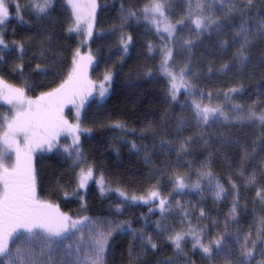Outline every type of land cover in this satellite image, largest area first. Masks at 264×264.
I'll use <instances>...</instances> for the list:
<instances>
[{
  "label": "trees",
  "instance_id": "obj_1",
  "mask_svg": "<svg viewBox=\"0 0 264 264\" xmlns=\"http://www.w3.org/2000/svg\"><path fill=\"white\" fill-rule=\"evenodd\" d=\"M16 1L20 11L17 12L9 2V16L0 24V39L10 48L20 44L22 49H16L14 57L9 55L11 50L5 51L7 54L0 61V81L6 86H9L8 81L24 86L31 96L37 92H51L64 83V77H68L66 75L73 67L79 45L75 35L69 33V12L62 0L59 4L54 2L45 13L35 11L37 3L34 0H29V3ZM153 2L98 0L94 33L88 42L96 69L102 70V74L107 70L113 71L108 97L95 113L101 123L84 137L88 141L91 161L101 166L111 187L103 195L93 187L80 199L71 197L59 188L61 176H65L67 170L63 164L50 157L45 162L47 171L43 166L38 167L43 184L52 191L47 195L58 213L69 218L104 215L110 219L114 229L116 224L124 225L122 230H114L108 239L104 264L196 263V255L189 244L195 242L191 234L182 241L179 252L168 237L163 236L162 230L156 231L160 238L151 239L157 244L156 249H152L150 244L145 245L143 242L148 239L146 229L163 217L152 209L151 204L131 199L122 204L120 192L129 198L138 193L144 195L151 190L159 191L165 180L167 186L169 180L175 182L177 177H183L188 183L185 191L196 195L197 203L196 212L188 211L187 207L183 210L190 214L194 223L191 228L195 229V225L200 227L195 230L201 238L205 236L200 231L204 228L205 216L224 226L231 239L237 238L239 230L242 243L249 225L254 223L260 229L264 220V195H257L258 191L264 193V126L259 122H237L223 116L207 125L198 123L192 102L187 99L190 94L183 89L176 100L172 99L167 77L156 72L161 63L160 53L155 47L161 41L159 33L154 29L149 14L145 18L144 9ZM228 5L222 9L228 12L225 15H215L218 11L207 15L215 23L204 31L197 30L192 23L194 33L188 38L190 47L184 53L188 64L178 57L180 46L173 48L172 65L173 68L189 65L191 71L185 80L208 99L212 100L215 93L231 92V100L235 104L248 108V111L264 113V38L253 40L247 49L245 64L242 65L235 56L239 48V39L235 38L237 25L247 19L252 25L264 21V0H252L251 6L248 0H231ZM230 8L233 9L231 13L228 11ZM125 41L129 42L126 52L122 49ZM232 89L238 91L233 92ZM205 106L213 107L210 102ZM223 112L228 116V111ZM110 123L121 127H110ZM114 136L126 144L116 145L111 139ZM133 145L151 149L152 153H138ZM155 146L163 150L159 148L157 151ZM166 151L179 152V167L173 166L175 156L165 155ZM202 164L210 176H199ZM48 168L53 172L50 173ZM158 169L160 180H155L153 174ZM253 177L255 183H249ZM213 180L225 184L234 193V199L228 201L211 195ZM196 184L199 188L193 187ZM234 203L237 206L233 217ZM117 205H121L120 211H117ZM196 216L201 218L196 219ZM129 226L134 232L129 230ZM19 233L17 229L14 237ZM171 233L174 235V231ZM140 242L144 246L139 245ZM248 247H252L251 243Z\"/></svg>",
  "mask_w": 264,
  "mask_h": 264
},
{
  "label": "rangeland",
  "instance_id": "obj_2",
  "mask_svg": "<svg viewBox=\"0 0 264 264\" xmlns=\"http://www.w3.org/2000/svg\"><path fill=\"white\" fill-rule=\"evenodd\" d=\"M13 3L15 6V9L17 6H19L18 1L16 0H5V5L8 7L10 5V2ZM26 3H29V0H25ZM60 0H52L51 6L54 4H59ZM64 5L67 7L66 10L69 12L70 20H69V28L75 27L76 24V17L74 14V10L72 7V3L70 0H62ZM37 4L43 3V0H34ZM78 2L82 5H88L90 3V0H78ZM96 2V9L95 13L92 17H89V21L92 23L93 29L95 24V16L98 12V0H95ZM161 3L165 5L164 7V15L166 17V20L162 21V18L156 14L153 16L151 13H149V19H151V23L154 27V29L159 28V36L160 40L158 43L155 44L156 50L160 53L159 61L163 60V48L165 45H168L171 48H179L181 46V51L178 53V57H182L184 62L188 64V60L186 59L184 53L186 52V47H184V42L188 41V38L194 33V26H192V19L198 15V13L202 14L203 16L212 15L213 12L218 11L215 15H225L228 12L222 11L223 7H228L231 2V0H200V2L203 5V11H199L196 9V4L198 0H191L192 5V11H193V17L192 19H187L186 14L189 11V0H160ZM152 5V4H151ZM150 5V6H151ZM149 6V7H150ZM30 8L33 10L32 3L30 5ZM37 11V9H35ZM85 13L88 11L87 8L84 9ZM38 12V11H37ZM184 19L185 24L181 27L178 26L177 31L175 33V41H170L168 39V33L164 31V27L167 24H173L175 25L178 20ZM250 19H247L245 21L250 22ZM155 21V22H154ZM162 21V22H161ZM159 22V23H157ZM256 23V22H255ZM253 23V24H255ZM250 27L253 29L255 28V25H252L251 23H248ZM238 30L240 24L237 25ZM87 28L88 24L82 22V26L80 31L77 33L75 31L70 32L72 35L74 34L75 37L78 39V47L75 52L74 59L79 61L81 56H91L92 54L90 52V48L88 46V42L91 39V37H87ZM94 33V32H93ZM253 34H255L253 32ZM93 36V35H92ZM3 38V37H1ZM5 40V38H4ZM124 43V42H123ZM125 44V43H124ZM19 46L12 47H5L4 45H0V61L3 60V56H5L10 50L9 55L11 57H14V52L16 53V49L21 50L22 46L18 44ZM129 42H127L126 50L125 47L122 46L123 51L125 52L128 49ZM8 50V51H7ZM7 51V53L5 52ZM77 52H79V55H77ZM12 53V55H11ZM73 59V60H74ZM97 64H94V58L92 57V63L87 64V80L92 82L93 88H92V95L88 96L87 99H85L83 106L80 105V97H73L72 101L74 102H66L63 104L62 110L60 111V117L68 122V125L72 126L73 131H69L67 128L64 130H61L59 132V135L56 136L53 143L56 145L52 150H49L47 147V144H45L42 148L36 149L35 151H32L29 153L31 156V166L32 169L35 170V167H37V179H35V184L39 186V199L41 202H45L47 205H51L53 209H55L54 204L52 203V199L50 198L48 193L52 192L51 189L48 190L46 187L47 185L43 184L41 180L42 174H39L40 168L43 166L45 171L47 166L45 165L46 160H49L50 157L54 158V160H57L59 163L63 164L64 168H67L65 173V176H61V183H60V190L65 193L66 195H70L71 197L74 196L76 198H81L83 195L88 194L91 190H93V187L96 189L98 193L100 192V184L97 183V181L101 180L103 178L104 181V187L105 192L111 187V182L106 179L107 175L102 170L101 166H98L93 163L90 159V148L87 145L88 141L84 139L88 135V132L90 130H93V128L98 127V118L95 115V113L98 112L99 107L102 106L101 104L106 100L108 97L107 94L110 91V82L105 84V87L108 88L107 94L101 99L99 92L100 83L104 80V76L108 73H111V77H113V71L107 70L106 73H101L102 70L96 69ZM184 64H181V66L174 67L171 62V69L177 74V83H180L179 80V72L182 67H184ZM74 67V64H73ZM73 67L70 71H68L67 75L69 77V74L72 72ZM157 74H162L161 68H159L157 71ZM68 77H64V79H68ZM63 79V81H64ZM65 79V80H66ZM112 79V78H111ZM167 80L169 83L170 80L167 77ZM8 81V80H7ZM111 81V80H110ZM10 82V81H8ZM6 82L11 88L16 89H24V105L23 108H21L19 105H13L6 102L4 99H0V138L3 137L4 133L7 131V122L10 121L13 116L16 114L17 111L26 110L28 108L27 101H35L37 97H40L45 91L43 92H37V95H30L26 87L24 86H18L15 85V83H8ZM170 89V86H169ZM183 88L179 90L182 91ZM196 95L193 96H187V99L190 100L192 103L195 100L196 102L200 103L202 107L206 105V103H209L216 107L219 106L222 108L224 107L223 111H228V119L229 120H235L239 122L243 121H250L248 119H241L242 117H246L249 111L246 107H241L238 104H235L231 98V92L230 93H215L214 98L208 99L205 94H202L201 92H198L195 90ZM170 92V91H169ZM178 92V93H179ZM46 93V92H45ZM48 93V92H47ZM177 93V94H178ZM70 99V101H71ZM239 106V107H237ZM35 107V105H33ZM80 112V119L77 120V111ZM260 114V113H257ZM67 115V118H66ZM7 118V119H5ZM220 117L213 119L214 121L218 120ZM212 121V120H210ZM89 122V123H88ZM258 122V121H257ZM77 124L79 125V128L81 130L87 129V131H75ZM110 127H115L114 123H110ZM117 128V127H116ZM125 128V127H124ZM79 136V142L78 145L73 147V141L76 139V137ZM16 140V143L11 146V148L8 149V155L5 159L0 160V164H2L5 167H8L11 169L16 164V149L17 147L21 150V153L23 154L28 145L25 142L24 136L21 134L19 136H16L14 138ZM112 140L115 141L116 145L126 144L125 141H123L121 138H117V136L112 137ZM87 145V146H86ZM5 148V145L3 144L2 139H0V151H3ZM68 148L69 151L65 152L64 149ZM77 148L79 149V156L77 155ZM135 150L138 153H144V154H151V149H145L143 147H137L135 146ZM155 150L163 148L159 146L154 147ZM146 151V152H145ZM165 155L173 154L175 156V163H173V166H180L178 163V157L179 154L178 151H174V153H167V151L164 153ZM57 162V163H58ZM43 163V165H41ZM51 163V162H50ZM40 166V168H38ZM91 166L93 169V176L89 179L88 183L85 185V187L81 188L79 187V174L81 172V169L87 170V168ZM202 168L199 169L198 173L199 176L206 177L205 172L206 168L204 165H200ZM172 168V167H171ZM33 173L36 172V170ZM49 170V168H48ZM50 173L53 171L50 169ZM56 173V171L54 172ZM156 179H159L160 176V170H155L153 174ZM59 177V176H58ZM158 177V178H157ZM192 181V180H191ZM185 182V181H184ZM59 184V182H58ZM164 181V186L159 190L155 191L158 192L159 195L155 198H150V194L154 192L151 190L150 192L142 195V193L135 194L134 196L142 197L144 199H147V203L144 202V199L138 200V202L145 203V204H151L152 209L157 212H160L161 217L163 219L159 220L154 224L153 227L147 228L145 233L148 234V238L151 237V239L157 240L160 238L157 236L156 231L162 230L163 236L166 235V237H169L172 235V231L179 233H187L185 232L187 228L194 226V223L190 220V214L187 211H184L183 208L187 207L188 211H194L196 212V195L192 196L191 194L187 193L185 189H177L175 182H172V180ZM186 185L188 183L185 182ZM217 184L222 186L224 188V192L220 194L219 198H217ZM211 189L210 194L215 196L217 199L223 198L224 200H232L234 199V193L222 182L213 180L211 182ZM48 191V192H46ZM0 192H3V185L0 184ZM176 192V193H175ZM173 194L171 196L170 194ZM46 194V195H43ZM166 199L168 201L167 203V209L163 215L160 211V200ZM172 212V213H171ZM171 213V214H169ZM187 213L185 216L184 214ZM61 216H64L63 214L59 213ZM200 215V214H199ZM87 218L85 220L84 218ZM200 217V216H199ZM196 216L195 218H199ZM201 218V217H200ZM186 221H183V220ZM190 220V221H189ZM194 220V218H193ZM72 221H83V223H80L76 226L75 229L71 227ZM204 223L202 224L204 226L203 228V234L205 236H202L203 243L208 244L209 241L212 240V238H218L225 232L224 226H219L215 222V220H210V218H204ZM159 224V228L157 225ZM186 224L188 227H186ZM69 230L65 232L61 237H53L49 238L45 235V233L39 229L34 230L33 234H28L25 230L23 231V234H20L17 236V238L14 239L13 242L10 243L9 251L6 255L0 256V264H85V258L86 257H92L94 259V241L97 239L101 234L107 235V230L111 226L114 229V225H112L110 219L104 215L96 217V216H80L75 218H70L68 220ZM200 225V224H197ZM181 228V229H180ZM200 227L195 225V229L199 230ZM257 227L254 225V223L249 225V228L244 232L243 237L251 232V238L254 240L257 236ZM113 234V232H112ZM209 235V236H208ZM111 237V236H110ZM108 237V239L110 238ZM232 237L227 234V238L225 239V247L222 249V254L219 256H213L212 258H207L203 255V253L200 251V249L193 248V242H189L191 245V248L193 249V253H195V264H229V260L233 262V264H240V247L237 243V238L234 236ZM244 242V241H243ZM239 243H242L239 238ZM250 243V242H249ZM139 245L144 246L142 242L139 243ZM142 248V247H140ZM230 250V251H229ZM106 252V249H105ZM104 252V254H105ZM258 252V250H257ZM104 254L102 258V264H104ZM264 260V256H261L257 254L255 256V259H253L250 264H257L258 261ZM90 264V262H89Z\"/></svg>",
  "mask_w": 264,
  "mask_h": 264
},
{
  "label": "snow or ice",
  "instance_id": "obj_3",
  "mask_svg": "<svg viewBox=\"0 0 264 264\" xmlns=\"http://www.w3.org/2000/svg\"><path fill=\"white\" fill-rule=\"evenodd\" d=\"M76 17L75 27L69 28L70 32H79L83 23L88 24L87 37H92L93 26L89 21V17H92L95 13L96 2L95 0H90L88 5H82L78 0H70ZM249 6H251L252 0H248ZM52 0H43L42 4H35L34 7L39 13H45L48 8L51 7ZM165 5L160 2V0H154L150 7L144 9L145 18H148V14L151 13L153 16L158 14L162 21L166 20L164 15ZM87 8L88 11L85 13L84 9ZM196 9L203 11V5L198 0L196 4ZM19 6H17V12H19ZM229 13L233 9H228ZM130 15H135V13H130ZM9 16V8L5 5V0H0V24H3L7 17ZM193 11L191 0H189V11L186 14L187 19H192ZM22 19V17H21ZM161 21V22H162ZM155 22V21H154ZM159 23V22H157ZM192 23L195 25L197 30L204 31L210 25H214L215 21L210 18L196 15L192 19ZM185 20L181 19L176 22L175 25L167 24L164 27V31L168 33V39L170 41H175V33L178 26H183ZM159 33V28L157 29ZM253 32L255 33L253 35ZM257 37L264 38V21H257L255 23V28L253 29L247 23L243 21L240 23L239 30L236 32V37L239 39V48L235 53L236 58L243 65L248 59L247 49ZM130 39V38H129ZM125 50L127 42L125 41ZM226 43V42H225ZM0 45H4L3 39H0ZM7 47V45H4ZM184 47H190V41L184 42ZM151 51V45L149 46ZM163 60L161 61L160 68L162 70V75L168 77L170 80V95L173 100L177 99V93L181 88L184 89L186 94L195 96L194 85L188 83L185 77L191 71L189 65H185L180 69L179 80L177 83V74L171 69L170 65L174 57L173 48L165 45L163 48ZM79 55V52H77ZM92 63L91 56H81L79 61H73L74 67L72 72L69 74L68 79L60 85L59 88L54 89L51 92L43 93L40 97H37L35 101H27L28 108L26 110L17 111L13 118L7 122V131L4 133L3 137L0 138L5 145L3 151H0V160L7 157L8 149L11 148L13 144L16 143L14 139L16 136L23 135L25 142L28 147L26 151L22 154L21 150L17 147L16 149V164L14 167L9 169L8 167L0 164V184L3 185V192H0V256L6 255L9 251L10 240L14 237L17 229H23L28 234H33L34 230L39 229L45 233L49 238L61 237L65 232L69 230L67 216H61L58 210L53 209L51 205L40 204L35 200V178L33 175V170L31 167V156L29 153L35 151L36 149L42 148L45 144L49 150H52L56 145L53 143L56 136L59 135L61 130L67 128L69 131H73L72 126L68 125V122L60 117V111L62 110L63 104L70 102L71 97H80L81 107L84 104L85 99L92 95V82L87 80V64ZM227 67V66H225ZM39 68V65H37ZM111 73L104 76V80L100 83L99 95L101 99L107 94L108 88L105 84L110 82ZM233 92L238 91L237 89H232ZM0 99L6 100L7 103L13 105H19L23 108L24 101V89L11 88L4 85L3 81H0ZM74 102V101H71ZM35 105V107H33ZM192 110L197 122H202L207 125L210 120L223 116L224 119H228L227 115L223 112L222 108L217 107H202L200 103L193 101ZM239 107V106H237ZM77 120L80 119V112L77 111ZM7 119V118H5ZM241 119H248L253 123L259 122L264 126V113L257 114L255 111H249L246 117ZM115 127H121V125L116 124ZM75 131H87V129L81 130L77 124ZM264 139V137H262ZM79 136L73 141V147L78 145ZM135 147V145H133ZM183 148V145L181 146ZM65 152L69 151L68 148L64 149ZM77 155L79 156V149L77 148ZM209 175L210 173H205ZM93 176V169L91 166L85 169H81L79 174V187L83 188L88 183L89 179ZM100 184V192L103 195L105 193L103 178L97 181ZM249 183H255L254 177L249 180ZM177 189H184L188 187L185 184L183 177H177L175 180ZM195 188H199V184L193 185ZM235 187V185H233ZM217 198L220 194L224 192V188L217 184ZM119 195L123 197L122 204L127 202L129 199L131 201H138L144 199L142 197L132 196L127 197L124 192H120ZM159 195L158 192H152L150 198H155ZM258 196L264 195V193L257 192ZM147 203V199H144ZM168 201L166 199L160 200V211L163 215L167 209ZM236 204L234 203L232 208V215L234 217ZM121 205H117V211H120ZM151 211V209H150ZM185 216L187 213L184 214ZM204 213L201 212V217ZM87 220V218H84ZM83 221H72L71 227L73 229ZM159 228V224L157 225ZM124 228L123 224H116L115 229L111 226L107 230V235L101 234L94 241V259L92 257L85 258V264H102L103 254L108 244V237L112 235L114 230H122ZM129 230L133 231L130 226ZM203 232V229L200 230ZM191 234L195 243L193 248L200 249L203 255L207 258H212L213 256H219L222 254V249L225 247V239L227 238V233L225 232L218 238H214L209 241L208 244L203 243L200 235L196 234V230L189 228L187 233H176L171 235L168 239L173 243L176 250L179 252L181 250L182 241L185 240L187 235ZM142 235V234H141ZM243 243H239V230H237V243L241 249L240 251V264H250V262L255 259L257 254L264 256V220L261 221V228L257 230L256 239L251 238V232L243 237ZM249 242L252 247H248ZM145 245L150 244L152 249L157 248V244L153 243L151 237L144 241ZM258 250V252H257ZM230 251V250H229ZM169 264L171 262L169 261ZM229 264H233L229 260ZM257 264H264V260H260Z\"/></svg>",
  "mask_w": 264,
  "mask_h": 264
},
{
  "label": "flooded vegetation",
  "instance_id": "obj_4",
  "mask_svg": "<svg viewBox=\"0 0 264 264\" xmlns=\"http://www.w3.org/2000/svg\"><path fill=\"white\" fill-rule=\"evenodd\" d=\"M37 197V196H36ZM35 197V200L38 202V203H40V204H43V202H41V200L39 199V197L38 198H36ZM44 204H46L45 202H44ZM20 230V234H23V229H19Z\"/></svg>",
  "mask_w": 264,
  "mask_h": 264
},
{
  "label": "bare ground",
  "instance_id": "obj_5",
  "mask_svg": "<svg viewBox=\"0 0 264 264\" xmlns=\"http://www.w3.org/2000/svg\"><path fill=\"white\" fill-rule=\"evenodd\" d=\"M160 62H161V61H160ZM160 64H161V63H160ZM151 72H152V71H151ZM3 73H4V72H3ZM154 74H155V73H154ZM154 74H153V75H154ZM160 74H161V73H160ZM169 86H170V85H169ZM101 105H102V104H101ZM126 153H127V152H126ZM129 154H130V153H129ZM237 175H238V174H237ZM242 177H243V176H242ZM157 178H158V177H157ZM159 180H160V179H159Z\"/></svg>",
  "mask_w": 264,
  "mask_h": 264
}]
</instances>
